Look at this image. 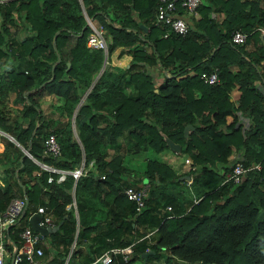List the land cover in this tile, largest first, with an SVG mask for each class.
Here are the masks:
<instances>
[{
  "label": "trees",
  "instance_id": "16d2710c",
  "mask_svg": "<svg viewBox=\"0 0 264 264\" xmlns=\"http://www.w3.org/2000/svg\"><path fill=\"white\" fill-rule=\"evenodd\" d=\"M156 2L0 0V130L15 141L0 134V211L14 197L27 201L7 236L17 245L28 215L44 206L53 225L61 220L46 234L49 246L38 239L43 258L52 248L54 264H62L71 242L66 264H103L93 259L127 244L126 262L111 253L104 264H156L161 251L162 264H264V107L253 86L264 79L255 69L264 66V54L244 59L241 42L230 41L234 30L245 40L251 29H264V0H200L198 19L179 11L188 25L183 36L153 22ZM210 11L222 19L208 17ZM85 16L101 26L104 51L86 46ZM122 55L128 61L117 64ZM213 70L217 82L199 77ZM44 93L59 100L55 119L40 107ZM185 124L192 126L186 135ZM49 134L57 155L43 149ZM162 134L179 144L178 152ZM164 151L187 158L186 171L158 157ZM35 161L64 170L82 163L87 172L46 182L57 173ZM235 161L259 168L237 183H220ZM139 184L146 189L137 210L124 189ZM145 250L152 253L143 258Z\"/></svg>",
  "mask_w": 264,
  "mask_h": 264
},
{
  "label": "built area",
  "instance_id": "2783aa9c",
  "mask_svg": "<svg viewBox=\"0 0 264 264\" xmlns=\"http://www.w3.org/2000/svg\"><path fill=\"white\" fill-rule=\"evenodd\" d=\"M200 0H157L154 11V23L155 24H164L168 26V29L179 36H183L188 29V25L179 13L180 10L185 12H192L195 10V7L199 4ZM91 30L86 36V46L92 48H102L105 49V42L101 35V26L99 24L94 25L90 24ZM264 33V29H261ZM168 32V31H167ZM166 30L162 36L166 35ZM245 33L234 30L231 33L230 41L233 43L242 42L245 38ZM199 77L203 82L206 83H215L217 82L216 72H201ZM43 149L47 153L57 155L59 152L58 144L52 134L47 135L43 140ZM186 160V159H185ZM91 163V162H90ZM40 166L48 171L57 173L54 178L51 175L46 177V182L55 180L56 182H61L66 174H69L73 179L78 176L85 174L86 168L82 163L79 166L71 169H57L53 168L44 163H40ZM249 168H259V163L254 162L250 166H244L240 161H235L230 169L225 172L224 177L220 183L224 182H239L244 172ZM103 175H100L102 178ZM146 186L145 184H139L137 187L127 186L124 189V193L127 198L133 200L136 204V209L139 210L143 206V196L145 194ZM27 203L25 197H15L12 198L5 207L0 211V264H54L50 260L42 257V248L38 244L39 237L34 231H32L29 225L24 226L21 230L18 231V243L17 245L7 236L6 229L9 225L13 224L25 204ZM72 200V204H73ZM169 209V206L165 207ZM34 212L39 213L40 218L37 221L39 225L43 226H52L53 222L48 211L45 210L44 206H36ZM154 229L150 230L147 233L153 232ZM118 253L121 255V258L124 262L128 259L129 254L131 253V244H127L122 247L109 248L102 251L95 259L101 263H107L110 261V254ZM66 264V261L63 262Z\"/></svg>",
  "mask_w": 264,
  "mask_h": 264
},
{
  "label": "crops",
  "instance_id": "0c3cea01",
  "mask_svg": "<svg viewBox=\"0 0 264 264\" xmlns=\"http://www.w3.org/2000/svg\"><path fill=\"white\" fill-rule=\"evenodd\" d=\"M191 13V17L195 20V19H198L200 17V13L195 9L194 11L190 12ZM208 17L210 18H213L214 20H216L217 22H219L221 19H222V14H217L213 11H210L208 13ZM191 24H192V21H191ZM190 24V25H191ZM192 26V25H191ZM254 30H256L255 32H253ZM251 31L253 33H249L246 37V39L244 40V42H241L239 43V47L241 48L239 51L241 52L240 54L244 57V59H250L251 57H253V55H257L259 56V54H264V40H263V37H264V33L261 31L260 28H256L255 29H251ZM213 34V32H211ZM261 49L263 51H261ZM103 50V49H102ZM104 51V50H103ZM245 54V55H244ZM129 59V56L128 55H122L118 60H117V64H126V62L128 61ZM260 60V64H264V57L259 59ZM254 64V63H253ZM103 67V66H102ZM236 65L232 64L231 66H229L230 70L233 72L235 69H236ZM259 68V70L261 72H264V66L260 65V66H255V69L257 70ZM150 71L154 72L156 75L155 77L158 79V81L160 80V77H161V73L160 71L157 69L156 66H152L150 68ZM260 73V72H259ZM96 77V76H95ZM253 86L257 89V92L258 93H261L262 94V104H263V107H264V79L262 77L260 78H255L253 80ZM47 95L49 96L50 98H52V100L50 101L49 98H47L48 102L46 104H42V101H40V99L38 98V102L40 103V107L44 113V115L47 117V118H51V119H55L56 118V113H55V110H54V106H56L57 104H59V100L53 96V95H49L47 93H44V95ZM237 94H238V90L236 88V86H233L230 91H229V98L231 99V101L233 102V104H236L237 103ZM82 98V97H81ZM81 100V99H80ZM239 119L241 120V122L246 125L248 123V119H249V116H247L246 114L242 113L239 115ZM1 131V130H0ZM2 134V133H0ZM75 139H76V133H75ZM234 155V153L230 154V157H232ZM163 157H166V159L173 163L175 159L179 158V156H175L173 154H171L170 152H163ZM183 159V162L185 164V159L182 157ZM189 162V161H188ZM178 168H176L178 171L180 170L181 172H184L186 171V168H187V165L186 166H183V165H176ZM183 166V167H182ZM0 174H1V168H0ZM194 174V172H193ZM187 179V178H186ZM182 187L185 185L184 183L181 184ZM0 186H1V181H0ZM206 185L203 186V189L204 190H207L208 187H205ZM18 197V196H17ZM19 197H24V196H19ZM15 198V197H14ZM74 205V203H73ZM73 214L74 216L76 217V212L75 210H73ZM29 216V215H28ZM29 225V223H28ZM138 230L141 231V232H146V229H144L143 226L141 227H138ZM17 233V232H16ZM154 233V231H153ZM153 233L149 234L147 237L149 238L151 235H153ZM17 236V235H16ZM45 236H43L42 238H45ZM143 237H146V236H143ZM137 238H141V235ZM139 240V239H138ZM42 244L44 247H47L49 246V243L46 242V241H42ZM83 248H82V253L84 254V251L86 250V244L82 245ZM72 247V242L70 243L69 247H68V250L66 252L67 255L63 256V262L66 261L67 259V256H68V253L70 251V248ZM54 253L52 252V248H49L48 249V254L45 256L46 259L50 260L51 258L54 257ZM86 257H88V255H85ZM44 257V258H45ZM95 259V258H94ZM93 259V260H94ZM153 261L156 262V264H160V262L158 261V259H153ZM62 262V264H63ZM93 263V261H92ZM76 264H87V263H76ZM132 264H141V260L139 259H135Z\"/></svg>",
  "mask_w": 264,
  "mask_h": 264
},
{
  "label": "water",
  "instance_id": "95a60500",
  "mask_svg": "<svg viewBox=\"0 0 264 264\" xmlns=\"http://www.w3.org/2000/svg\"><path fill=\"white\" fill-rule=\"evenodd\" d=\"M86 18V23L88 25L91 24L90 20L85 16ZM140 27H142L144 30H145V27L142 25V24H139ZM66 64H68V62H66ZM104 65V60L102 61V65L101 67ZM191 125L190 124H185L182 128V131H183V134L186 135L188 129H191ZM0 133L6 135L10 140H12L13 142L14 139L12 138V136L8 135L7 133H4L2 131H0ZM162 138L166 144V146L172 150V151H175V152H178L179 151V144L172 141L171 139H169L165 134H162ZM22 149V148H21ZM23 153L30 156L29 153L26 151V149H22ZM36 163H38L40 165V163L38 161H35ZM187 178V175H183V176H180L179 178ZM40 218V215L39 213L37 212H34L32 211L29 216L27 217V221L29 223V227L32 231H34L36 233V235L39 237V238H42L43 236H45L47 233H50V232H53L55 229L58 228V225L59 223L61 222V220H59V222L57 224H54L52 226H43V225H39L37 223V221L39 220ZM148 253H152V250H145L142 252V256L143 258L148 254Z\"/></svg>",
  "mask_w": 264,
  "mask_h": 264
},
{
  "label": "rangeland",
  "instance_id": "374dc122",
  "mask_svg": "<svg viewBox=\"0 0 264 264\" xmlns=\"http://www.w3.org/2000/svg\"><path fill=\"white\" fill-rule=\"evenodd\" d=\"M83 95V94H82ZM82 97V96H81ZM47 98H49V100L51 101L52 100V98H50L49 96H47L46 94L44 95H42L41 97H39V99H40V101H42V104H46L49 100L47 99ZM81 100H82V98H80ZM48 100V101H47ZM70 126H71V130H72V134L75 136V133H76V128H75V126H74V123H73V116L71 117V124H70ZM165 152H171V151H165ZM172 153V152H171ZM174 155H176V156H179V158H177V159H175L174 160V162L172 163V166L174 167V168H178L176 165H183V166H186L187 164L186 163H188V160H187V158H184V159H186L185 160V164H184V162H183V159H182V154H180V153H173ZM158 157H163V152L162 153H160L159 155H158ZM231 158V157H230ZM182 166V167H183ZM182 190L184 191V192H188V190L186 189V187L185 186H183L182 187ZM51 238L49 237V235H46V237L45 238H41V240L42 241H46V242H48L49 240H50ZM65 255H67V254H65ZM164 258H165V253H164V251H161V252H159V256L157 257V259H158V261L160 262V264H162L161 262H162V260H164Z\"/></svg>",
  "mask_w": 264,
  "mask_h": 264
}]
</instances>
